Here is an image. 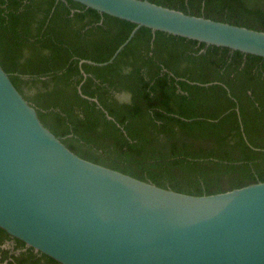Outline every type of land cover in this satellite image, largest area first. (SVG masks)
<instances>
[{
    "label": "trees",
    "instance_id": "16d2710c",
    "mask_svg": "<svg viewBox=\"0 0 264 264\" xmlns=\"http://www.w3.org/2000/svg\"><path fill=\"white\" fill-rule=\"evenodd\" d=\"M149 1L264 31V0ZM134 27L73 0H0V64L85 159L193 195L264 181V58L140 27L112 62L80 64ZM4 238L25 250L1 262L60 264Z\"/></svg>",
    "mask_w": 264,
    "mask_h": 264
},
{
    "label": "water",
    "instance_id": "95a60500",
    "mask_svg": "<svg viewBox=\"0 0 264 264\" xmlns=\"http://www.w3.org/2000/svg\"><path fill=\"white\" fill-rule=\"evenodd\" d=\"M100 14L264 58V31L149 0H73ZM110 118V117H109ZM0 228L60 264H264V181L193 195L72 151L0 64Z\"/></svg>",
    "mask_w": 264,
    "mask_h": 264
},
{
    "label": "flooded vegetation",
    "instance_id": "af4514ba",
    "mask_svg": "<svg viewBox=\"0 0 264 264\" xmlns=\"http://www.w3.org/2000/svg\"><path fill=\"white\" fill-rule=\"evenodd\" d=\"M2 241L3 242L0 244V258L2 256V252H1L2 249H8L9 250V255H11V254H16L17 255V254H19V252L25 250V247L23 249L15 248V241L12 240V239L9 240V239H5L4 238ZM9 259H10V257H9ZM0 264H6V262L5 261L4 262L0 261ZM42 264H44V263H42Z\"/></svg>",
    "mask_w": 264,
    "mask_h": 264
},
{
    "label": "rangeland",
    "instance_id": "374dc122",
    "mask_svg": "<svg viewBox=\"0 0 264 264\" xmlns=\"http://www.w3.org/2000/svg\"><path fill=\"white\" fill-rule=\"evenodd\" d=\"M119 97L121 100H127L128 99L126 94L120 95Z\"/></svg>",
    "mask_w": 264,
    "mask_h": 264
}]
</instances>
